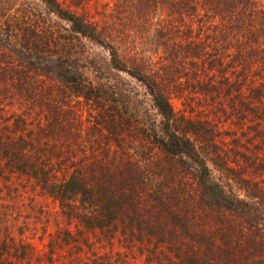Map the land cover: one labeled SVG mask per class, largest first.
I'll list each match as a JSON object with an SVG mask.
<instances>
[{"label": "trees", "instance_id": "obj_1", "mask_svg": "<svg viewBox=\"0 0 264 264\" xmlns=\"http://www.w3.org/2000/svg\"><path fill=\"white\" fill-rule=\"evenodd\" d=\"M38 1L47 14L68 22L77 39L108 49L110 64L98 66L91 80L84 68L94 65H87L90 57L83 63L70 58V38L57 43L62 37L35 27L40 15L33 7L0 0V181L24 177L60 209L50 212L54 220L49 216L37 236L43 248L23 241L37 225L21 235L23 222L13 221L23 239L0 241L1 264H264L261 155L251 149L254 156L243 152L233 161L215 142L219 118L178 113L171 101H191L190 87L220 98L252 93L258 98L250 96L252 106L264 100V2L205 0L223 24L200 39L205 25L191 21L184 39L168 41L179 32H172L173 21L187 13L203 19L200 8L191 0H141L147 20L158 9L170 14L156 32L170 61L144 70L120 55L101 20L58 0ZM136 3L128 0L126 7L135 10ZM71 4L79 7L82 0ZM136 21L142 23L141 15ZM112 69L128 74L122 88L145 86L160 120L138 114L131 94L118 81L110 83ZM79 98L92 108L86 127L78 115L84 110L73 107ZM6 99L21 112L1 116L10 111ZM33 109L42 115L36 129L27 117ZM257 127L249 128L251 140L264 137ZM75 129H87L95 139L72 140ZM139 145L149 149L145 157H135ZM119 234L123 245L115 250Z\"/></svg>", "mask_w": 264, "mask_h": 264}, {"label": "rangeland", "instance_id": "obj_2", "mask_svg": "<svg viewBox=\"0 0 264 264\" xmlns=\"http://www.w3.org/2000/svg\"><path fill=\"white\" fill-rule=\"evenodd\" d=\"M14 1L18 4H21L23 7H28V5H30L34 8L36 15H40L39 23L37 22L40 25H36L35 27L41 26L42 30L45 31L46 36H49V31H51L53 33V38L62 37L61 41L57 43H65L63 38L66 40L70 38V43L73 42L75 45V52L72 54V56H70V58L77 56L80 58V62L83 63L86 61L85 57H90L87 60V65L91 63L94 65V68L93 66H86L84 71L91 80L96 79V74L93 71L98 66H106L107 69L108 64H110L108 63V49L103 48L100 45H96L85 38H81L80 40L77 39L75 34L69 31V23L53 14H47L44 7L38 0ZM58 1L63 6L75 9L80 13L87 14L88 16L94 17V19L101 20V25L103 24L104 30L106 28V32L112 33V35H114L111 38V40L113 39L112 44L118 48L120 55L127 56V58H132L142 69L148 70L153 68L156 70L160 65H162V63L165 62V59L170 61L169 54L167 52L163 54L164 48H162V44L159 42V39L157 38L158 35L156 33L158 31L157 27L160 25H166V23L170 20V14H167L166 9L163 8L156 11L155 7H148L147 11H150V15L153 13V11H156V15L154 14L155 17L153 19L149 18V20H147L145 14L146 12L143 9L141 0H137L135 10H133L135 2L132 3L133 8L131 10L130 8L126 7V2L128 0H85L84 3L82 0V4L79 7L72 6L71 3H73L74 0ZM191 1L195 3L197 9L200 8V13L203 15V19H199V17L194 18L188 13L183 17H178L173 21L176 23V28H174L172 32L176 29H178L179 32L177 34L172 33V37L169 38L168 41L172 39H184L185 33H188V23L191 21L196 23V25L201 24V28L205 25L203 30L200 29V39H205L208 35L213 33L217 26L219 27L221 23L223 24L222 19L213 13L214 5L210 3H204L205 0ZM261 1L264 2V0ZM140 15L144 22L142 21L141 24H138L136 17H139ZM128 18H130V21H127ZM46 46L47 45L44 47ZM57 47V45L52 46V49L55 51ZM107 76L108 79H110V83L118 81V86H120V89H123L126 91V93L128 92L131 94L133 98L132 106H138V114L142 115L143 113L144 119L147 117H153L160 120V116L153 106L152 97L147 93L148 91L144 85L137 83V85L134 87L127 88L125 85L122 88L123 79H129L128 74L121 71L118 72L114 69L110 71L108 70ZM134 82V80H130L129 86L134 85ZM188 89L192 90L190 93V90L186 92L189 93L191 101L186 103L184 98H178L177 96H173L171 98V101L178 113L190 115V111H194L193 113L195 115L197 111H200L203 114H210V116H213L214 118H219L217 126L219 133L216 136L215 142L219 145V147H224V149H226L229 155H231L233 158V161H238L239 156L242 157L240 153L243 152L254 156L255 152L253 155V152H250L251 149H253V151L258 150V154L261 155L262 161H264V137L259 140V136H256L253 140H251V134L249 131L250 126L254 124L258 126L257 129H260L261 132L264 133V100H259L260 103H258L256 106H252L249 104L250 96L254 99H258L255 98V94L253 95L252 93L250 96L247 95L246 99H241L237 96L220 98V96L216 94H206L200 90H194L193 87ZM6 100V104L9 105L10 111L7 114L6 108L5 112L1 113V116H7L15 111L21 112V108L19 106L17 107V104L13 107V105H10V103H12L11 100ZM76 101H78V103L75 102L73 107L74 109L80 108L84 110V112L81 114L78 111V115L80 119L82 118V121L84 122L83 124L86 127L88 125V120L92 119V116L89 114V112L91 113L92 110L90 107L91 104L83 98H79V100ZM192 103L194 104L193 108H191ZM221 104L225 106L220 107ZM236 105L239 108H237ZM224 108L228 109V111L226 112ZM28 113L31 114L27 117L33 119V124H31L29 128L36 129L34 122H36L39 116L42 115H40V113H38L35 109L29 110ZM148 120L149 119H147L145 123H147ZM4 125L5 122H2L1 127ZM10 128L12 129L13 125ZM149 129L150 128H148V130ZM90 132L91 131L87 132V129H75L71 133L70 137H72L71 139L75 141H77V139L78 141H83V138L88 137L89 141H91L95 139V135H92ZM101 140H105V138H102ZM91 144L92 143H89V145ZM96 145L97 144H95V146ZM101 146L103 145H100V147ZM148 150L149 149H146L144 146L139 145L135 151V157L142 158V152H145V157V154L148 152ZM236 152H239V154ZM213 173H215L216 176H219L218 171L215 169H213ZM16 177V174L15 177L12 176L14 181L12 183L10 180L6 179L0 181V241L3 239L4 244L7 245V240L11 241V237H13V235L15 237L21 238V235H27L24 234L26 230L33 228L34 225H37V229L34 230V233H37L35 236L34 233H30L26 238H21V240L23 239L24 242L32 241L39 247L43 248V242L39 241L37 236L44 234V227L46 226L45 222L49 216L51 217L52 221L54 220L53 215L50 212L60 209L57 208V205L53 203L52 199L41 195L39 193V189L36 188L35 185L28 182L24 177H19V179ZM39 205H46V211L43 212V207L40 208ZM19 216L21 217L20 219ZM13 221H19L21 223L23 222L21 225L24 228V232H22L23 228L19 227L16 222L13 224ZM50 228L53 232L56 229L54 226H50ZM20 231L22 232L21 235ZM90 237L93 243L95 239L92 234H90ZM18 238L16 239L18 240ZM121 238L122 236L119 234V237L115 239L112 245L115 246V250H119L121 247L120 245H123L122 240H120ZM97 245H101L100 242H98ZM109 247L111 248V246ZM105 250L106 249H103L101 251Z\"/></svg>", "mask_w": 264, "mask_h": 264}]
</instances>
